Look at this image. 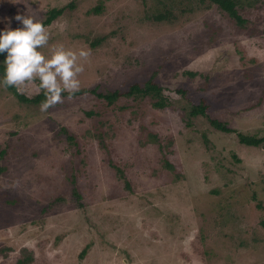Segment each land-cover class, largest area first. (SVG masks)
Segmentation results:
<instances>
[{"label":"rangeland","instance_id":"1","mask_svg":"<svg viewBox=\"0 0 264 264\" xmlns=\"http://www.w3.org/2000/svg\"><path fill=\"white\" fill-rule=\"evenodd\" d=\"M241 2L244 29L215 5L176 6L175 19L156 22L158 0H0V30L22 27L17 14L42 21L65 8L39 50H89L79 89L127 91L156 72L172 100L156 110L149 98H121L104 111L115 126L101 145L83 138L97 123L84 111L103 103L95 96L41 111L0 87V264L24 259L21 250L33 264H264V147L246 148L204 117L188 126L175 92L264 137V0ZM38 84L19 91L34 96Z\"/></svg>","mask_w":264,"mask_h":264},{"label":"trees","instance_id":"2","mask_svg":"<svg viewBox=\"0 0 264 264\" xmlns=\"http://www.w3.org/2000/svg\"><path fill=\"white\" fill-rule=\"evenodd\" d=\"M160 7L163 9L162 11L153 12L151 14V19L156 22H164V21H172L176 17L172 14L173 9L176 6H185L189 7L187 5L197 4L198 6H205L204 8H207L208 6L215 5L220 12L225 14L232 22L236 25L239 29H244L248 25V21L244 19L238 12V9L243 8L241 0H158ZM73 3H71L68 7L72 8ZM103 1H100L98 5L93 9V12L98 14L102 11L103 8ZM65 8H52L46 13V17L41 22L45 25V27H49L61 14L64 12ZM188 11H191L192 8H188ZM90 46H95V43H90ZM4 55L0 54V76L3 75L4 70ZM184 75H188L189 77H194L196 75L202 77L205 82L208 80L209 75L207 74H201V73H191L187 72L184 73ZM157 80V74L156 72H153L151 76L145 81L143 85L139 84H133L131 85L127 91L122 90H112L107 91L104 93H99L94 87L91 88H82L76 91L74 94H72L69 97V94L67 92H63L61 95L64 98H81V97H91L95 96L96 99L100 100L103 103H100V107L95 109L94 111L90 110L85 112L84 115L89 118L97 121V123H94L93 128L91 131H86L84 133L83 138L88 139L91 138L92 140L97 139L99 140L100 144L102 145L103 140L106 138L105 136L110 133V131L114 130L115 123H108V121H104L102 119V116L105 114V110L107 107L114 106L121 98L137 100L139 98H149L151 101V106L156 110H164L171 106L172 100L170 101V97L166 94H164V89L158 85L156 82ZM14 98L17 99L18 102L26 105H31L34 107H39L40 103L45 99L44 91L41 90L40 92L36 93L34 96H26L23 93H21L17 87H4ZM177 95H179V102L183 103L184 108L182 110L184 111V117L187 118V125L191 126L192 119H196L199 117H204L207 119L209 126L212 128V130L218 131L222 134H234L237 138V141L239 144L246 148H263L264 147V137H257V136H249L245 135L241 132H237L234 129H231L227 124L224 122L211 119L206 114V107L203 104V100L201 99L198 105L190 103V101H187L186 99V92L185 90L179 89L175 91ZM90 95V96H89ZM117 106V105H116ZM115 106V107H116ZM186 106V107H185ZM124 108H119V110ZM100 121V122H99ZM108 126L106 130L104 131L102 129L103 126ZM61 132L65 135L66 141L68 144V148H72L71 154L76 155L77 153H80L78 148V142H76L78 139L71 135L66 129L62 128ZM201 136L204 139V142L207 143L209 140L206 138V134L204 132L201 133ZM156 141V138L153 137ZM66 153L69 152L68 149L65 150ZM4 152H0V158L3 156ZM233 158L236 160V156L233 155ZM71 164H74L73 158L71 156L70 158ZM73 167V166H72ZM166 167L169 169H172V166L169 164H166ZM78 198V195L75 196ZM262 225L264 227V222H262ZM21 252L25 253L26 256L24 259H18L16 264H33V261L35 262V257L32 252H26L21 250ZM86 253V249L83 251V255ZM81 255V257H83Z\"/></svg>","mask_w":264,"mask_h":264},{"label":"clouds","instance_id":"3","mask_svg":"<svg viewBox=\"0 0 264 264\" xmlns=\"http://www.w3.org/2000/svg\"><path fill=\"white\" fill-rule=\"evenodd\" d=\"M22 27L0 30V54L4 55V70L0 76V87H17L25 82L39 80L37 88L44 91L45 99L40 110L47 111L62 102V93L69 97L80 88L78 74L84 71L78 58L86 59L89 50L78 52L56 47L50 57L39 49L47 45L49 33L45 25L32 16L17 14L14 17Z\"/></svg>","mask_w":264,"mask_h":264}]
</instances>
